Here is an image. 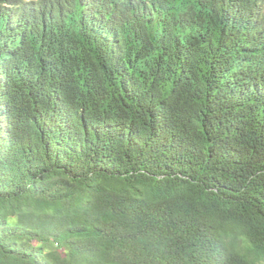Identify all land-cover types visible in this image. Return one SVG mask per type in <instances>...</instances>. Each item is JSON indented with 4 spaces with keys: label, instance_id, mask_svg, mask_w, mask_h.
Segmentation results:
<instances>
[{
    "label": "trees",
    "instance_id": "1",
    "mask_svg": "<svg viewBox=\"0 0 264 264\" xmlns=\"http://www.w3.org/2000/svg\"><path fill=\"white\" fill-rule=\"evenodd\" d=\"M0 264H264V0H0Z\"/></svg>",
    "mask_w": 264,
    "mask_h": 264
}]
</instances>
